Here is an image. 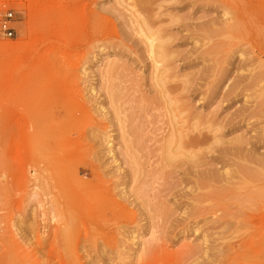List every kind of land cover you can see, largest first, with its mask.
Returning <instances> with one entry per match:
<instances>
[{
	"label": "rangeland",
	"instance_id": "374dc122",
	"mask_svg": "<svg viewBox=\"0 0 264 264\" xmlns=\"http://www.w3.org/2000/svg\"><path fill=\"white\" fill-rule=\"evenodd\" d=\"M214 5L210 0H0V15L12 12L15 18L13 37L0 41V264H212L218 248L228 243L232 253L226 263L264 264V214L254 215V226L247 219L251 225L228 220V226L218 227L222 210L205 203L210 209L200 220L207 226L171 223L191 212L192 200L185 201L212 189L193 184L198 173L231 174L234 166L230 161L229 167L220 166L218 149L240 140L250 142L242 143L246 154L264 158V136L245 126L254 120L226 122L245 102L249 106L258 87L235 90L230 100L222 97L236 77L247 75L236 65L250 54L203 50L207 42L197 26L219 18ZM48 27L56 33L49 53L59 60V70L33 86L28 79L50 41ZM155 32L151 49L146 36ZM159 44L167 55L160 65L155 63ZM158 73L162 84L156 82ZM189 81L193 87L187 88ZM166 102L176 104V113ZM175 114L181 119H173ZM192 118L194 135L200 133L206 143L165 162L156 143L164 134L157 129L167 132L170 120L182 128ZM192 153L196 168H189ZM70 172L78 173L77 180Z\"/></svg>",
	"mask_w": 264,
	"mask_h": 264
},
{
	"label": "bare ground",
	"instance_id": "6f19581e",
	"mask_svg": "<svg viewBox=\"0 0 264 264\" xmlns=\"http://www.w3.org/2000/svg\"><path fill=\"white\" fill-rule=\"evenodd\" d=\"M147 1L148 0H146V4H147ZM210 1L215 3L214 7L218 8L221 11L218 12V14L220 15L219 18H214V19L208 20L206 22L207 24L204 23L201 26H197V27H199L198 31L201 33L200 35L202 36L203 40L207 42L206 43L207 45L205 43L202 45L203 50H205L206 53L211 54V55L212 54L215 55L216 53H220V52L224 53L225 55L230 54V53H239L242 55L246 54V53L250 54L249 58H247V59L244 58L243 60L238 62V64L236 65V67L239 70L246 69L247 75H242V76L240 75V76L236 77L237 79H235L233 82H231L226 87V90L224 91L222 97L225 98L224 100H226V99L230 100L229 96L231 94H233V92L235 90L236 91L237 90H239V91L243 90V92L244 91L247 92V91L254 90L255 87H258V91H257L258 93L256 92L255 98L249 103V106H248V102L244 103V104H247V106L241 104L242 106H240L236 111H234L232 116L230 117V119L226 122H230V123H228V125H230L232 123V121H234V123L236 121L237 122L243 121L245 123V121L252 119V121L253 120L255 121V124H253V123L248 124V125L245 124V126H247L248 128H251L253 131H255V129H256V132H258L257 133L258 135H256V136L260 135L259 138H261L262 136H264V1H261V0H210ZM141 3H143V2H141ZM147 24H149V23L146 20V27H147ZM147 31L149 32V30H147ZM149 33H148V36H146L147 41H148V45L150 42H152V40L156 39L158 36V32L151 33V34H149ZM45 36L50 41L48 42V44H46L45 49L43 50L44 52L42 53V55H40V57H38V61L36 62V65L33 68V72L30 76V79H28L29 83L31 85L41 84L47 78L46 74L48 72H51L52 69L54 70L55 68H58V63H59L58 61L59 60L56 61L57 59L55 58V56L53 57L54 54L51 55L49 53L51 48L53 47V40L56 38V33H55V31H53V29L51 27H48L46 29ZM149 47H151V49H152L151 44L149 45ZM155 47L157 49L156 53L160 57L159 60L155 59V63L160 65V63L165 62V60L167 58V55L165 53V47L162 44H159L158 46H155ZM150 54L152 55V52ZM55 70L58 72L59 68L55 69ZM52 75H53V73H52ZM162 79H163V75L158 73L157 77H156L157 84H162ZM25 80H27V79L25 78ZM212 82H213V80H212ZM243 82L246 83V86L242 85V84H244ZM190 83H191V81H189V83L188 82L186 83L187 88H188V86L193 87L192 86L193 84L191 83L192 85H190ZM217 83H219V82H217ZM217 83L215 82V84H217ZM194 87H195V85H194ZM215 87H217V86L215 85ZM184 90H185V88H184ZM170 91H172V89H170ZM167 93H169V91ZM161 96L163 99H165L164 95H161ZM235 97H237V96H235ZM35 103H34V105H35ZM166 104H167V108H169V110L167 109L169 112L171 111V112L176 113V110L178 109L176 104L172 105L170 102H166ZM172 117H173V119L176 118L175 119L176 121L181 119L177 114L173 115ZM195 118H197V117H195ZM175 120H174V122H175ZM191 121H194V119L193 118L191 120L185 119L183 124L186 123L185 124L186 126H184L182 128H175L176 123H175V125H173L172 124L173 121L171 122V120H170L171 123L168 122L167 132H165V130H166L165 128H164L165 130L161 129V128L157 129V132L160 135L164 134V137L161 136L160 141L158 140V141H156V143L157 142H159V144L161 143V148L159 151H161L164 154L163 159H165V162L169 161L171 163L173 159L176 160L175 159L176 157H179L180 155L184 156L186 153L185 149H193L194 150V149H197L198 146H202L206 143L205 138L200 133H198L197 135H194V133H197V132L193 133V131H195V129L197 127V124H192L193 122L191 123ZM196 123H200V122L196 121ZM208 123H210V122L207 121L204 124H208ZM210 125H212V124L210 123ZM218 126H220V124ZM211 128H212V126H211ZM181 130H184V132L186 131V133H185L186 135H184V132H181ZM187 131H189L191 134L189 135L187 133ZM198 132H199V130H198ZM263 138H262V140H263ZM126 142L128 143V141H126ZM244 142H242L240 140H236L235 144H239V146L237 145V147H235V144H233V147H231V148L229 147L228 149H222V150L218 149L219 151L218 150L216 151L217 155L219 156V158L222 162L220 165L222 168H225L226 166H228L229 161L234 166V168L231 170V174L230 175H229V173H223L222 174V173H218V172H207V173H205V172L201 173L200 172V173H198L199 175L200 174L201 175L198 176L194 180L193 184L197 185L199 190L206 189V188H207V190H208V188H212V189H210L208 191L205 190L206 193H203L201 195V197H199V196L196 197L194 195L195 193L193 195L191 193L192 197L195 196L196 198L195 199H194V197L192 199L189 198L188 201H185V202L189 203V201L192 200L193 204H191V202H190L191 212L186 213L185 215L183 214L184 216L180 219H178V217H177V219H174L171 222L172 224H174L173 226L178 227L180 225H186V226L188 225V227L190 226L191 228H197V229H201V227L198 228V225L200 223H204V225L207 226V222L205 219L200 220V217H202V215L207 213L210 209L208 206H206L205 203H209L208 205L214 204L215 206H218V208H220L222 210V212H221L222 216H218L220 219L219 220L217 219V222H216L218 227L228 226V224L230 223L228 220H234L236 223H239V224L242 223V225H245V223L248 222L247 219H249L251 224L253 226L255 225V223L258 221V218L262 214H264V158L263 159L262 158L261 159L255 158V157L251 156V154L249 155V153L246 154V152H244V151H246V150H244V147H241V146H244L246 144V142H245V144H244ZM242 143L244 145H242ZM132 144H133V142H132ZM247 144H250V142ZM127 149L130 152L129 147H127ZM183 151L185 153H183ZM214 151L215 150L213 149V152ZM125 155L129 156V155H127V153ZM188 157L189 158L191 157L190 160H193V163L190 160L188 161L189 163L191 162L193 164V165H190L189 168H191L194 165L196 168V160L194 161L195 154H193V153L189 154ZM112 158L114 159V156ZM233 158H234V160L239 159V161H241L242 163L234 164L232 161ZM22 162L24 165H26V159L25 158H23ZM194 162H195V164H194ZM96 163H97V161H96ZM175 163H176V161H175ZM218 163H219V161H218ZM231 164H229V165L232 168ZM126 167H128V166H126ZM131 167H133V165ZM21 169H23V168H21ZM187 170H185L186 173H184V175L187 174ZM188 172L190 174V173H192V170H191V172L190 171H188ZM71 174H73L75 176L73 179L76 178L75 180H77L78 173L77 174L71 173ZM71 174H70V176H71ZM191 175L193 178L194 175L190 174L189 175L190 178H191ZM25 176L27 177V174L24 173V177ZM187 179L189 180V178H187ZM71 180H72V178H71ZM78 181H81V180L79 179ZM82 181H83V179H82ZM84 181H83L84 182L83 184H85V186L89 185V184H86L87 180H84ZM183 181H184V179H183ZM26 182L27 181H25V183ZM153 183H155V182H153ZM185 183H186V180H185ZM189 183H192V181L189 180ZM189 183H188V186H190ZM78 184H79V182H78ZM178 185H180V184H178ZM178 185H175V187L172 186V188L173 189L175 188V190H176V186L178 187ZM90 186H91V184L88 187H90ZM146 186L149 187L148 184H146ZM249 186H250V188H249ZM85 188H87V187H85ZM146 189H147V187H146ZM168 189H170V188H168ZM166 190L167 189H165V192L168 191V190L167 191ZM175 190H173V191H175ZM169 191L166 194H168ZM180 192L181 191L179 190L178 194H180ZM182 193L183 192H181V194ZM178 194H177V196L180 197ZM184 194H186V193H184ZM184 194H182V197L184 196ZM199 194H201V193H198V195ZM172 195H173V193H172ZM172 195H171V197H175V198L177 197L176 195H174V196H172ZM191 195H189V196H191ZM133 196H135V195H133ZM186 196H187V194H186ZM186 196H184V198ZM182 197H180L181 200L183 199ZM165 198H166V196H165ZM180 198H178V199L180 200ZM178 199H177V201H179ZM186 199H187V197H186ZM193 199H194V201H193ZM122 200H124V198ZM66 202H67V200H66ZM111 202L116 207L122 208L121 203H118L113 199L111 200ZM181 202H183V200ZM175 204L177 205V203H175ZM181 204L184 205V203H181ZM69 205H70V203H69ZM186 205H187V203H186ZM186 205H184V207H186ZM146 206H147V204H146ZM176 208L178 209V206H176ZM233 208L234 209L237 208L236 213L230 212ZM151 209H154V208H151ZM160 209H162V208L160 207ZM180 209H181V207H180ZM155 211H157V210H155ZM160 212H162V213L159 215H161L163 217H164V215H166L164 211H160ZM163 212H164V215H162ZM255 214L258 215V218L256 217L257 215L254 217ZM164 218H166V217H164ZM231 227H232V225H231ZM211 228H212V226H211ZM239 228H241V226ZM239 228H236V230ZM221 229L219 231H221V233H222L223 229L222 230ZM229 229H230V227H229ZM247 229H248V227L243 228V232L248 231ZM212 230H216V229H212ZM241 230H242V228H241ZM261 231L263 232V230H257L256 232L261 233ZM221 233L219 236H223V235H221ZM213 235H214V233H213ZM216 236L219 238L218 234ZM223 237L225 238L226 236H223ZM217 241H219V240H217ZM220 245L221 244H219V246ZM193 251H190V252H193ZM231 251H232V248H231V245H229V243H228V245H225L223 248L222 247L220 249L218 248V251H216V253L212 251L213 252L212 255L215 253V256H214L215 259H213V261L217 262L219 264L220 263L222 264L223 262L226 263L225 262L226 260L230 261V259H231L230 253H232ZM196 253H198V252H196ZM214 262H211V263L213 264ZM226 264H230V263L227 262Z\"/></svg>",
	"mask_w": 264,
	"mask_h": 264
},
{
	"label": "built area",
	"instance_id": "2783aa9c",
	"mask_svg": "<svg viewBox=\"0 0 264 264\" xmlns=\"http://www.w3.org/2000/svg\"><path fill=\"white\" fill-rule=\"evenodd\" d=\"M14 21L15 18L12 12L0 15V41L13 37L14 29L11 25Z\"/></svg>",
	"mask_w": 264,
	"mask_h": 264
}]
</instances>
